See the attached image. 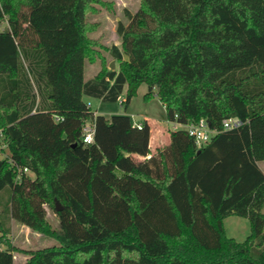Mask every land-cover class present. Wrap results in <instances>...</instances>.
<instances>
[{
    "label": "trees",
    "instance_id": "trees-1",
    "mask_svg": "<svg viewBox=\"0 0 264 264\" xmlns=\"http://www.w3.org/2000/svg\"><path fill=\"white\" fill-rule=\"evenodd\" d=\"M97 2L0 0V264H15L12 219L60 243L27 264H264V0H143L118 25L119 70L86 79L101 57L87 23ZM143 84L171 124L217 133L198 148L172 130L152 154L148 122L84 99L127 88V106ZM230 216L250 221L244 242L227 236Z\"/></svg>",
    "mask_w": 264,
    "mask_h": 264
},
{
    "label": "rangeland",
    "instance_id": "rangeland-1",
    "mask_svg": "<svg viewBox=\"0 0 264 264\" xmlns=\"http://www.w3.org/2000/svg\"><path fill=\"white\" fill-rule=\"evenodd\" d=\"M142 2L143 0H99L93 5L87 14V23L92 27L88 36L100 43L101 57L96 62L86 61V79L97 76L102 68L111 69L110 66L113 63L114 69L119 70V62H116L110 53L113 46L121 48V38L117 33L118 25L122 22L127 26L130 22L129 14L135 15ZM126 91L127 88L124 96H126ZM148 91L149 88L146 84L141 85L137 95L127 106L121 105L120 102H103L89 96L84 99L90 104L93 112L107 118H111L113 115H129L134 124L148 122L151 127L150 147L155 152L158 146L168 143L173 127L166 119L165 107L158 96L154 94L148 99L145 98ZM259 166L264 171V161L260 162ZM29 175L35 177L33 173H29ZM45 209L48 222L54 230H59L60 221L55 210L48 205H45ZM9 224L11 227L10 237L13 245L17 248L15 264H27L31 258L29 252L60 246L56 239L39 234L14 219ZM224 226L227 236L234 238L237 242H244L251 234V224L247 218L230 216L225 219Z\"/></svg>",
    "mask_w": 264,
    "mask_h": 264
},
{
    "label": "built area",
    "instance_id": "built-area-1",
    "mask_svg": "<svg viewBox=\"0 0 264 264\" xmlns=\"http://www.w3.org/2000/svg\"><path fill=\"white\" fill-rule=\"evenodd\" d=\"M125 98L121 97L118 102L123 104ZM90 106V104L88 103ZM137 127H141V123L134 124ZM173 130L185 129L189 136H191L195 144L198 148H202L203 146L207 145L212 137L217 133L213 131L208 122L206 120H200L197 123H191L187 125H183L181 123L173 122L172 124ZM243 125V122L239 119H226L223 122V126L225 130H232L239 128ZM95 128L93 125H89L84 129V143L90 144L94 140Z\"/></svg>",
    "mask_w": 264,
    "mask_h": 264
},
{
    "label": "water",
    "instance_id": "water-1",
    "mask_svg": "<svg viewBox=\"0 0 264 264\" xmlns=\"http://www.w3.org/2000/svg\"><path fill=\"white\" fill-rule=\"evenodd\" d=\"M110 68L111 69H114V63H113V65H111L110 66ZM209 124V126H210V123H208ZM64 208H63V206L61 205V203L58 201V200H56V211L57 212H60V211H62Z\"/></svg>",
    "mask_w": 264,
    "mask_h": 264
},
{
    "label": "crops",
    "instance_id": "crops-1",
    "mask_svg": "<svg viewBox=\"0 0 264 264\" xmlns=\"http://www.w3.org/2000/svg\"><path fill=\"white\" fill-rule=\"evenodd\" d=\"M95 113H96V112H95ZM169 141H170V136H169V139H168V141H167V142L169 143ZM168 143H167V144H168ZM163 146H164V145H163ZM160 147H162V146H158V147L156 148V150H157L158 148H160ZM156 150H155V151H156ZM151 152H152V154H154V153H155L154 151H152V149H151ZM263 172H264V171H263Z\"/></svg>",
    "mask_w": 264,
    "mask_h": 264
}]
</instances>
